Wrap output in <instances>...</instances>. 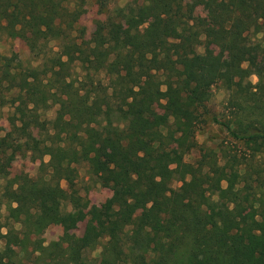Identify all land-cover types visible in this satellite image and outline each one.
I'll use <instances>...</instances> for the list:
<instances>
[{
	"label": "trees",
	"instance_id": "obj_1",
	"mask_svg": "<svg viewBox=\"0 0 264 264\" xmlns=\"http://www.w3.org/2000/svg\"><path fill=\"white\" fill-rule=\"evenodd\" d=\"M65 1L0 0V38L22 39L41 60L25 66L0 57V106L17 107L22 137L37 125L47 129L41 112L58 106L43 151L50 159L37 177L8 176L24 145L0 135V239L22 253L2 250L0 264H264V207L253 202V177L237 155L223 164L209 153L185 160L217 82L230 91L231 118L214 120L254 157L264 154V0L214 1L210 15L224 33L225 61L197 50L200 31L187 18L192 3H127L86 40ZM99 1L104 9L107 1ZM122 65L135 71L137 84L124 80ZM102 74L112 103L107 123L97 126L96 100L108 93ZM251 75L258 81L247 92ZM81 162L116 187V196L79 235L65 204L84 205L74 184ZM258 181L263 187L264 177ZM52 224L63 234L45 244L42 233ZM99 245L100 258L88 257Z\"/></svg>",
	"mask_w": 264,
	"mask_h": 264
},
{
	"label": "rangeland",
	"instance_id": "obj_2",
	"mask_svg": "<svg viewBox=\"0 0 264 264\" xmlns=\"http://www.w3.org/2000/svg\"><path fill=\"white\" fill-rule=\"evenodd\" d=\"M106 7L101 9V3L99 0H87L81 2L78 0H66V4L71 11V17L75 21L76 26L79 28L77 33L79 36H83L86 40H92L95 32L99 28V24H102L110 16L115 20V12L118 7H123L127 3H141L143 0H105ZM183 4L192 3V7L188 13V21L190 25L200 31V41L197 43V50L201 53L210 52L215 56H218L225 61L228 58V54L222 48V40L224 33L218 31L214 25L210 10L214 5L215 0H177ZM120 22H117L116 32L119 31ZM147 25H143V28ZM125 29V25H122L120 29ZM0 57L10 60L11 62L22 61L25 66L32 65L37 66L41 63V60L34 58L26 43L19 38H9L2 36L0 38ZM121 73L125 81H129L130 84H137L139 79L134 75L135 71L127 69L123 65L121 66ZM103 88H108L110 79L108 75H101ZM258 81L256 75H251L245 85V91L253 90L255 84ZM105 90V89H104ZM108 90V89H107ZM105 92V91H104ZM111 90L106 93L107 96H103L102 99L96 100V110L99 113L96 123L106 124L108 113L111 108L112 98L108 95ZM105 94V93H102ZM230 97V91L224 87L221 82H217L212 87V96L207 101V111H203V122L198 127L194 136L188 141L185 160L188 162H195L203 154H214L218 158L223 160H231L234 155H237L240 160V168L242 172L247 171L253 178L250 179L253 185V191L257 194L254 198L256 206L264 207V185L259 186V179L264 177V154H258L254 157L252 150L246 146L245 143L235 140L228 132L214 120V116H217L220 120L229 121L231 118L230 110L228 109V102ZM57 105H52L46 111L41 112L40 124L44 121H48L47 129L37 125L31 129L32 135L25 137L21 136V133L17 131V128L21 125L20 121H15V118L20 116L17 112V107L14 105L0 106V135L14 138L17 141L23 143V150L18 152L14 156V160L8 167V176L13 178L17 174H27L31 177H37L40 174L41 168L44 162L49 161V155L44 154L45 145L50 144L52 139L47 134H52V124L50 123L56 117ZM113 120H117L113 117ZM100 122V123H97ZM164 131L166 129L164 128ZM36 144L35 149L28 147V145ZM231 156V157H230ZM225 158V159H224ZM229 158V159H228ZM77 168L78 175L75 179V188L79 195L82 196L81 208H75L71 203H66L65 208L67 211L72 212V216L77 221L78 228L77 234L81 235L85 229L87 221L96 215L101 209L102 204L108 199H114L116 196V187L112 184L103 185L97 176L91 174L89 164L87 162L76 163L74 165ZM258 169H262L263 173L259 177L256 173ZM5 182L4 177L0 176V186ZM262 182V181H261ZM181 182L174 183V186H179ZM245 183H241V186ZM62 186L68 188L69 184L67 180L62 181ZM253 196V195H252ZM6 207L3 205L1 214H5ZM136 213L139 214L141 209L136 207ZM251 213L249 207H245L241 213V218L247 220V216ZM16 228H21L20 224H15ZM7 231L6 228L3 229ZM63 234V226L61 224L50 225L43 233L42 238L45 240V244L51 241L58 240ZM7 250V252L22 256L20 249L8 244L5 239H0V251ZM102 245H99L96 249L87 252L88 257L93 259H99L101 256Z\"/></svg>",
	"mask_w": 264,
	"mask_h": 264
}]
</instances>
